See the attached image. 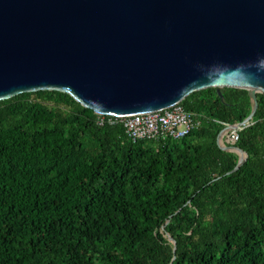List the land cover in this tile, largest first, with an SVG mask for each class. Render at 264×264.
I'll use <instances>...</instances> for the list:
<instances>
[{
	"label": "trees",
	"instance_id": "1",
	"mask_svg": "<svg viewBox=\"0 0 264 264\" xmlns=\"http://www.w3.org/2000/svg\"><path fill=\"white\" fill-rule=\"evenodd\" d=\"M220 93L180 103L201 126L178 141L131 142L66 93L0 101V264H264V94L230 173L217 122L252 102Z\"/></svg>",
	"mask_w": 264,
	"mask_h": 264
},
{
	"label": "water",
	"instance_id": "2",
	"mask_svg": "<svg viewBox=\"0 0 264 264\" xmlns=\"http://www.w3.org/2000/svg\"><path fill=\"white\" fill-rule=\"evenodd\" d=\"M208 88L248 91L242 123L252 121L264 0H0V101L57 91L96 115L130 117ZM220 137L238 156L233 173L247 155Z\"/></svg>",
	"mask_w": 264,
	"mask_h": 264
},
{
	"label": "built area",
	"instance_id": "3",
	"mask_svg": "<svg viewBox=\"0 0 264 264\" xmlns=\"http://www.w3.org/2000/svg\"><path fill=\"white\" fill-rule=\"evenodd\" d=\"M200 117V115L186 111L179 103L161 111L130 117L97 115L96 121L99 126L115 125L119 122L131 142L178 141L201 126ZM217 123L223 126L220 132V143L231 147L238 142L239 133L252 124L251 121L238 123L240 125Z\"/></svg>",
	"mask_w": 264,
	"mask_h": 264
}]
</instances>
